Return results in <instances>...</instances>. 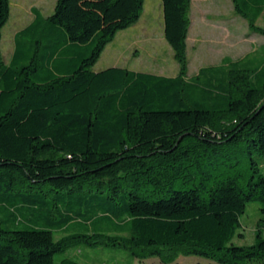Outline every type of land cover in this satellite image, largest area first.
<instances>
[{"label": "trees", "instance_id": "obj_1", "mask_svg": "<svg viewBox=\"0 0 264 264\" xmlns=\"http://www.w3.org/2000/svg\"><path fill=\"white\" fill-rule=\"evenodd\" d=\"M144 2L33 7L8 62L0 50V264H77L54 259L74 242L264 264L263 230L233 242L248 203L264 212V59L251 74L211 65L189 76L191 0H162L176 75L92 69ZM233 3L264 33V0ZM10 12L0 0V42Z\"/></svg>", "mask_w": 264, "mask_h": 264}, {"label": "rangeland", "instance_id": "obj_2", "mask_svg": "<svg viewBox=\"0 0 264 264\" xmlns=\"http://www.w3.org/2000/svg\"><path fill=\"white\" fill-rule=\"evenodd\" d=\"M56 1L11 0L10 17L2 29L0 42L1 55L5 62L10 60L14 51L16 33L32 20V8H38L47 16L54 11ZM193 16L192 20L190 14L193 24L188 32L187 53L190 59L188 75L197 73L199 68L211 63L221 66L231 76L251 74L254 67L264 59V33L252 29L248 19L236 13L233 0H212L206 11L195 10ZM149 24L150 30H153L151 34L145 32ZM256 24L264 29V10L258 16ZM163 27L164 18L161 15L159 1L146 0L139 23L119 30L114 39L106 45L92 69L104 68L119 61L121 66L129 68L136 67L165 74L177 73L179 71L176 66L177 60L163 36ZM132 31H135V34ZM131 33L134 39L128 40ZM134 48L137 49L132 54ZM238 83L242 85L243 82ZM255 158L260 171L264 174V154L255 155ZM263 219L261 203L258 201L248 203L245 212L240 216L242 225L238 228L233 242L252 244L259 228L264 234ZM70 231L72 230H56L54 238L58 239ZM65 258H70L77 264H220L204 257L183 253H178L171 260H164L159 256L141 258L123 246L96 243L88 245L84 242H74L65 251L54 255L56 262Z\"/></svg>", "mask_w": 264, "mask_h": 264}, {"label": "crops", "instance_id": "obj_3", "mask_svg": "<svg viewBox=\"0 0 264 264\" xmlns=\"http://www.w3.org/2000/svg\"><path fill=\"white\" fill-rule=\"evenodd\" d=\"M11 1V0H10ZM159 1V3H160V7H161V15H163V18H164V14H163V5H162V0H158ZM210 2H212V0H191V6H190V14H192V20H193V18H194V16H193V13H194V11L195 10H197V11H199V12H204V11H206V7H207V5L210 3ZM145 5H146V0H145V2H144V8H143V10L145 9ZM206 6V7H205ZM55 8V7H54ZM38 9V8H37ZM205 9V10H204ZM204 10V11H203ZM40 11V10H39ZM41 12V11H40ZM42 13V12H41ZM51 14V13H50ZM49 15V14H48ZM47 15V16H48ZM142 16V15H141ZM33 17H34V14H33ZM197 19H201L200 17H196ZM33 19V18H32ZM140 20V19H139ZM139 20L136 22V24L137 23H139ZM32 21V20H31ZM30 21V22H31ZM29 22V23H30ZM28 23V24H29ZM193 23H192V21H191V24H190V28H189V31H190V29L192 28V25ZM133 25H135V23L133 24ZM26 26V25H25ZM132 26V25H131ZM150 24H149V27L147 28V30L145 29V32L146 33H148V34H151L152 33V31L153 30H150ZM143 30V29H142ZM133 32V34H135V31H132ZM159 33V32H158ZM132 34V33H131ZM133 34L130 36V38L128 39V40H131V39H134V37H133ZM130 35V34H129ZM163 36L165 37V35H164V27H163ZM188 36H189V33H188ZM136 38H138V36L136 35ZM166 39V38H165ZM137 40V39H136ZM151 40V39H150ZM167 41V40H166ZM137 42V44H138V40L136 41ZM168 42V41H167ZM170 45V44H169ZM135 47H137V46H135ZM138 47H139V45H138ZM137 47V48H138ZM137 48H134L133 50H132V54H134V52H135V49H137ZM171 49H172V47H171ZM169 51V50H168ZM187 52H188V37H187ZM173 55H174V51H173V49H172V52H171ZM161 57V56H160ZM189 64H190V59H189ZM211 65H215V64H213V63H211V64H208V65H204V66H202L201 68H203V67H206V66H211ZM109 66H121L120 65V62L119 61H117L116 63H114V64H112V65H109ZM109 66H107V67H109ZM176 66H177V70L179 69V65H178V62H177V64H176ZM123 67H126V66H123ZM104 68H106V67H104ZM104 68H100V69H96V70H101V69H104ZM129 68V67H128ZM188 68H189V66H188ZM201 68H199L198 69V71H197V73L199 72V70L201 69ZM130 69H133V70H138V71H147V72H152V73H157V74H162V75H168V76H174V75H176L177 73H174V74H165V73H163V72H158V71H151V70H144V69H140V68H130ZM197 73H195V74H197ZM195 74H192V75H195ZM192 75H189V76H192Z\"/></svg>", "mask_w": 264, "mask_h": 264}]
</instances>
